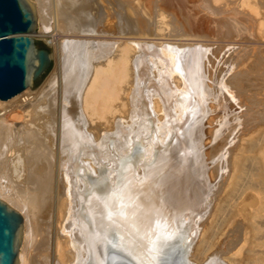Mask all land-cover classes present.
Returning <instances> with one entry per match:
<instances>
[{"label": "bare ground", "instance_id": "obj_1", "mask_svg": "<svg viewBox=\"0 0 264 264\" xmlns=\"http://www.w3.org/2000/svg\"><path fill=\"white\" fill-rule=\"evenodd\" d=\"M30 1L35 6L37 21L41 16L62 34L53 38L59 66L55 76L35 92L27 88L6 101L0 100V197L24 219L18 264H161L179 244L186 251L183 264H264V127L261 123L264 110L257 109L264 106V84H247L252 79H249L251 75L247 76L250 68H244L245 73L233 70L237 65L240 68L242 62L235 63L246 53L241 55L238 50L241 58L233 55L236 61L230 58L232 63L227 59L226 64L231 63L229 67L235 66L228 67L227 77L216 80L221 76L218 75L216 81L211 75L219 72L212 69L214 72L209 74L211 60L224 46L182 43L173 50L167 47L162 57L156 55L166 65L172 82L189 92L176 98L185 111L183 117L188 125L184 131L189 135L183 139L188 138L196 162L191 165L185 153L187 146L186 150L180 148L184 153L177 148L181 155L174 153V149V155L170 154L171 150L162 146L173 160L177 159L176 154H184L180 157L182 161L177 159L176 167L169 169L165 161L164 164L155 159L159 161L151 168L155 171L142 167L135 173L123 174L127 161L122 159L116 164L120 169L114 177L109 176V180L114 179L113 188H109L107 175L86 182L83 172L96 175L99 153L108 159L111 153L106 141L113 145L114 151L122 152L129 145L127 137L142 132L141 124L150 114L142 96L141 86L148 74L144 48L139 45L146 36L151 40L167 38L172 33L177 36L182 26L174 11L182 13L186 9L185 1L44 0V5L41 0ZM214 1H222L224 6L239 4L244 11L255 9L248 0ZM108 8L112 18L109 15L104 19L116 21L106 23L116 34L97 35L103 24L97 23L98 17ZM222 19L224 23L210 24L216 32L214 36L234 42L239 38L235 37L236 31H244L239 28L243 24L238 26L230 17ZM219 27H222L220 33L223 32L220 35ZM245 59L243 63L253 60ZM253 61L252 64L257 62ZM258 63L255 65L262 66ZM162 69L160 76L165 75ZM165 92L161 96L168 102L170 94ZM226 99L237 109L233 122L224 116L226 107L222 104ZM209 103L216 110L224 107L223 114L212 112ZM212 113L217 116L205 122L208 125L205 129L203 120ZM256 119L261 125L255 128L252 124ZM217 123L222 126L219 128L222 132L215 130ZM158 129L166 131L164 126ZM211 132L222 133L216 147L206 143ZM211 141L215 143L216 138ZM156 148L153 154L160 151ZM157 154L161 156L160 152ZM160 160L163 162V158ZM160 164L168 168L167 173L162 174V168L158 169ZM198 176L204 180L201 185L195 179ZM211 191L217 193V198L212 199L208 209L201 202ZM204 216L207 219L198 235L196 226ZM61 227L65 231L58 234L56 231ZM113 234L117 236L116 243L111 242ZM38 236L41 237L39 249H35L30 259L29 249Z\"/></svg>", "mask_w": 264, "mask_h": 264}, {"label": "rangeland", "instance_id": "obj_2", "mask_svg": "<svg viewBox=\"0 0 264 264\" xmlns=\"http://www.w3.org/2000/svg\"><path fill=\"white\" fill-rule=\"evenodd\" d=\"M43 1L44 0H41V2H42L41 5H44V2H46V0L44 2ZM184 1H185V3L183 5H185V6H183V7L184 8L186 7V9H183L182 13L179 10H175L174 11V16L177 17V19L181 22L180 26H182V27H179L180 29L178 28L177 36H174L175 33H172L170 36H167V38H165V37L164 38L157 37L156 40L155 39L151 40L148 36H146L147 38L142 41L144 43L141 42V44L139 45L140 47L144 48V53H143V51H142V53L144 54L145 69L147 68L145 73L148 74V75L150 74L149 76L147 75V77L145 76L146 79L148 78L147 81H145V83L146 82L147 83L146 84L144 83L145 86L144 85H143L144 87L141 86L142 87V96L145 98L144 99L145 108H147L148 115L150 114V118H149V116L144 118L145 121H144L143 124H141L142 127H140L141 128L140 131H142L141 133H138L137 136L130 135V136L127 137L129 145H128L127 148H125L124 151L123 150H122V152L121 151H116V150L114 151L113 145L110 144L108 141H106V144H107L106 147H108V150H109V152L111 154L108 156L107 160H105L104 157L100 156L101 155L100 153L98 154V157H96V159H97V168L94 171V174L96 173V175L93 174L94 176H92V174H90L87 171L83 172L82 176H84L86 178V182L88 181V179H91L90 181H94L95 179H97V177L99 175H104L105 174V177H106V175L108 176V178L106 177V179L108 181L109 188H113L114 179L112 181L109 180V176L111 177V176H113L114 174L117 173V171L120 168H118L119 166L118 165L116 166V164L118 162H120L122 159L127 161V165L125 166L126 170H123V172H124V173L122 172L123 174H125V173L126 174L127 173H135L136 171H138L142 167L143 168L145 167V169L149 167L150 169L148 168L146 170L147 171L148 170L152 171L153 169L151 170V168H153L154 165L157 162H159V161H160L159 163H164V161H165V163H166V164L164 163L165 166L169 167V169H170V168H172V166L173 167L177 166L176 164L179 163V160H177V159H180L182 161L181 158H183L184 154H182L183 156H180L181 155L180 153L181 152L184 153L185 152L184 150H186V148L188 147V144H189L187 142L188 138L186 139V141H185V139H183L184 136L186 137L187 136L186 134H188V131H187V133L184 131L185 128L187 129L188 125H187V123L185 121L186 120L185 117H183L185 111H184L183 107L181 106V103L179 102L180 101L179 98H176V97H179L181 94H186V93H189V92L187 90H185V89H182L180 86L175 85L172 82V77H171L169 71H167L165 69L166 65L162 62V60H160L157 57V56L162 57V55H163L162 51L163 50H168L169 48H170L169 50H173L175 45L182 44V43L183 44H192L194 46H203L204 45V47L205 46L206 47H213L214 46V47H219L220 48V46H224V48L221 49V52L219 50V54L218 55H217V52H215V54H214V58L215 59L211 60L212 61L211 63H213V64L210 65V69L211 70L209 71V74L213 73L214 70L219 72V74L215 73L214 75H211L213 80H215L218 77V75L219 76L221 75V76H220V78H217L216 80L221 79L222 76H226L227 77V74H226L227 72L226 71H227L229 65L232 63V61H230V60L232 59L233 62H235L236 61L235 59L237 57H239V56L243 55L244 53H246L245 54L246 59H245V56L244 57L242 56V59L241 60L237 59V62L235 63L237 65L238 63L242 62L241 65H240V68H238L239 65H237L236 67L233 68V65L235 66V64L231 65V67L233 68V70L235 68H236L235 70L239 69L238 71L242 72V73L244 72L245 69L247 70V69L250 68L251 70L249 69L250 72L248 70V72H247L248 75L247 76L249 77L251 75L253 77H251V76L249 77V79L250 78H252V79H250V81H247V84H252L253 86H256V84L259 85V86H261L260 84H264V77H263L264 73H262V72H264V70H263L264 69V66H263L264 65V63H263V61H264V0H248L249 3L252 6H254V8H255L254 11H244V10L239 8V6H238L239 4L238 5L237 4L236 5H231L229 3L227 6H224L222 4V1H214V0H184ZM146 5H149V4L147 3ZM176 8H177V5H176ZM187 8H190V9H187ZM215 8H218V9L215 10ZM232 8H233V10H232ZM187 10H188V12H187ZM108 11H109V13H107ZM108 11H107V9L103 10V12L101 11V16L98 17V18H100V20L98 19L99 21L97 20L98 21L97 23H103V24L101 25V28H102L101 31H99V34H97V35H107V34L115 35L116 34L115 29L113 27H111L110 24H108V25L106 24V23H112L113 24V23H116V21L114 19H112L111 21H106L104 19V18H106V16H109V15L112 18V13H111L109 8H108ZM170 11H171V9H170ZM216 11H217V13H216ZM94 12L95 11L93 9V13ZM219 15H221V17L233 18L232 22H234V23L236 22V24L238 26H240V24H243L239 28H242V30H244V31L242 32V31H240L241 29L240 30L238 29V31H240V32L236 31L237 34L235 33V37L239 36V38L236 37L235 40H234V37H233V39L231 38V40H234V42L228 43V41H229L228 39H225V38L224 39L223 38L217 39V37H215L216 36V34H215L216 32L213 30V28H210V24L214 23V22L215 23H222V22L224 23L225 20L224 19L221 20V17H219ZM101 18H103V19L101 20ZM182 23H191V24L190 25L188 24L189 26H187V24L183 25ZM258 23H261V24L259 25ZM44 27L46 29H44ZM219 30L222 31V27L218 28V32H219V35H220L223 32L220 33ZM223 31H224V29H223ZM58 33L62 34V32L60 31L59 28L57 29V27H55L51 22L49 24H46L44 22V20H42L41 16H39L38 21H37L36 34L34 36V39L36 40V43H39L41 45V47H44L47 50H49V52L52 55V64H51V67L48 70V72L45 74V76L41 80H39L38 83L34 84V86L30 89V92H32V91L35 92V91L39 90V88H41L47 82L46 80L52 79V77L55 76V74L58 71L57 68H59V66H58L57 58H56V56L54 54L55 53V45L53 43L54 42L53 38L55 36H57ZM213 37H215L216 39H214ZM90 39L91 38H88L87 40H90ZM143 44L146 47L143 46ZM170 45H172V46L169 47ZM167 47H168V49H167ZM176 47H178V46H176ZM145 48L147 49V51H145L146 50ZM236 48H237V50H235ZM238 50H239L240 54L242 53L241 55L239 54V56L237 55V51ZM157 51H159V52H157ZM247 54H248V56H247ZM233 55L234 56L237 55V56H235L236 58ZM249 56H251V58H249ZM239 58H241V57H239ZM227 59L228 60L230 59L229 62H231V63H227L228 65L226 64V60ZM244 59L246 60V62H249L250 59H253L255 61L257 60V62H259V63L261 62L260 64H262V66L261 65H257L256 66L255 64H257V62L252 64L254 62L253 60H251L252 61L251 63H243V62H245ZM228 60H227V62H228ZM238 61H240V62H238ZM224 62H225V64H224ZM223 64L225 65V68H224ZM242 64L243 65L247 64L246 65L247 67H248V65H250V66L253 65L255 68L258 69V71L255 68L253 69V66L247 68L245 65L243 66ZM212 65H214L215 68ZM226 65H227V67H226ZM231 67H229V68H231ZM161 69H162V71L165 74L164 76H160L161 73H162V72H160ZM212 69H214V70L212 71ZM241 69H243V71ZM222 70H224V71H222ZM228 70H230V69H228ZM147 71H149V72H147ZM252 71H254L253 74H252ZM221 72H222V74H221ZM256 72H258V73L261 72V73H259V74L257 73L256 74ZM223 73H225V75H223ZM233 73L235 74V73H237V71L233 72ZM215 75H216V77L214 78ZM255 75L256 76L258 75L259 78L255 77ZM150 76H152V78H150ZM262 77H263V79H262ZM151 79H152V81H151ZM254 79H256V80H254ZM258 79L259 80L261 79L262 81H259ZM213 80H211V81H213ZM148 81H149V83H148ZM149 84L150 85L152 84L154 86H148ZM172 84H174V85H172ZM212 85L213 84H211V86ZM215 89H216V86H215ZM163 90L167 91L165 93L170 94V98H171L170 101L171 102L170 101H168L169 103L168 102H164V100H163V98L161 96V92L164 93ZM172 90H173L174 93L172 92ZM173 94H175V95H173ZM173 98H174V100H173ZM156 99H158V101H156ZM175 100H177V101H175ZM228 100L229 99H226L228 104H226L227 102H225V104L224 103L222 104V105H224V107H226L225 109L223 107L224 111L226 110V113H227V114L225 113L224 116H225V119H227V120L230 118L229 119L230 121L228 120L229 122H233V120H234L233 115L237 113V109H236L235 106H233V103L230 100L229 101ZM16 101H17V99H15L13 101V103L16 102ZM157 102L158 103L160 102V105ZM223 102H224V100H223ZM229 102H231L232 104H230ZM152 103H153L154 106H152ZM179 103H180V105H178ZM209 104H210L209 107L212 108L213 107V105H211L212 103H209ZM159 106H161V107H159ZM180 106L182 107V109H181ZM214 106L216 108V105H214ZM261 106L257 107L258 111L264 110V106H262V107ZM230 107H232L233 109H230ZM153 109H154V111H153ZM213 109H214V107H213ZM223 109L222 108H218L217 110L214 109L212 112H217V113H220L219 115H221V114H223V111L221 113V110H223ZM257 109H256V111H257ZM156 111H160V113L159 112L156 113ZM229 112H231V113H229ZM217 113L216 114L212 113L211 115H209V117H207V119L203 120V125L205 126L204 127L205 129H207V126H208L207 124L205 125V122L207 123L209 121L208 119H212L213 117L217 116ZM161 115H163V118H162ZM232 117H233V119H232ZM153 118H154V121H152ZM183 118H184V122H183ZM171 120H173V121H171ZM181 120H182L183 124H182ZM170 121H171V123H169ZM175 121H176V123L178 125L175 124ZM178 121L181 122V123H179ZM257 122L258 121L256 119V122H254V123H257ZM162 123H163V125H162ZM254 123L252 125H253V127L255 125V128H256V126L257 127L260 126L261 123L264 124V122H261L260 124L258 122L257 123L258 125L254 124ZM156 124H158V125H156ZM169 124H170V126H169ZM171 124H173L174 126L171 125ZM263 124H262V126L264 127ZM216 125H219V124L217 123ZM160 126H164V129H166V131L165 130H164L165 132L162 131V130L159 131L158 128ZM214 127H215V125H214ZM217 127L218 128H216L215 130H218L219 128H222V126H220V125L217 126ZM178 128H180V129H178ZM175 130H178V131H175ZM220 130L221 129H219L218 132H222L223 131V129H222V131H220ZM171 131H172V133H171ZM173 132H174V134H173ZM218 132L217 133L216 132H214V133L211 132V134H207V136H206V139H207L206 143L210 142V144H212L211 147H216L220 143V141H217V140H221L222 133H218ZM162 133H164V134H162ZM213 134H218L219 136L221 134L220 137H218V135L215 137L216 138L215 143L213 141H211V140L215 139L214 136H212ZM173 135L176 138L178 137L179 139L178 138L176 139ZM209 135H211V136H209ZM210 137H212V138H210ZM217 137L219 139H217ZM182 140H183L184 143L187 142L186 145L182 142ZM177 142H178V144H176ZM162 146H164V147H162ZM165 146L168 147L167 151L170 152V150H171L170 154H173V155H174V153L180 154L179 156H177V154H176V158H177L176 160H173L174 158H170L169 157L170 156V155H168L169 153H167V151H165V149H166ZM181 146H183V148H184V150H182V151H181V149H183V148ZM185 146H187V147H185ZM156 147L159 148L160 151H158L157 153L160 152L161 156H159L160 154L158 155L157 153L153 154V152L155 151ZM161 147L165 148V149L163 150ZM177 148L178 149L181 148L180 149L181 152H179ZM173 149L176 152L173 153V151H172ZM210 149L211 148H209V150ZM187 151L185 153L188 154V159L190 158V160L192 161L191 165H193L196 162L195 161L196 157H197L196 153H193L192 151H190L189 147L187 148ZM116 152H118V153H116ZM156 154H157V156H156ZM189 154H191V156ZM192 154L193 155L195 154V156L193 157ZM166 155H168L169 158ZM112 156H114L115 159ZM134 156H136L138 159L135 157V160L132 161L131 158L134 157ZM158 156H159V158H157ZM191 157H193L195 159H193ZM162 158H163V162L160 160ZM155 159H157V160L159 159V161L156 160L157 161L156 162ZM168 160H169V163L166 162ZM171 162L173 164H175V165H173ZM164 164H160V166H159L160 168L157 166L158 169L162 168L161 169V170H163L162 174L167 173V171H165V170L166 169L168 170V168H164L165 167ZM156 165H158V164H156ZM155 170L156 169H154L153 171H155ZM82 176L79 175V178H81ZM199 178H200V180H197ZM125 179H126V177H125ZM195 179L198 182V184H200V183L203 184L204 183V180H202V178L199 177V176L197 178H195ZM109 182L111 183L112 186L110 185ZM209 194H211L213 196V198ZM202 195L204 196L203 193H202ZM216 195H217V193L215 191H211V193H207V196H204V197L202 196L203 197V201L201 203L203 205H206V207L208 209H210L211 208L210 206H212V203H213L212 199L215 200V198H217ZM206 197L208 198V200L204 201V199H207ZM0 199L3 201V199L1 197H0ZM210 200H211V202H209ZM207 203H211V205L209 204V206H208ZM207 208H205V210H204L205 213L208 211ZM188 217H186V218L184 217V219L187 220ZM203 219L201 221L202 223L201 222H199L198 224L196 223L197 224L196 228H198V229L202 228V226L204 225V222H206L207 216H204ZM198 229H197V234L199 235L200 229L199 230ZM64 231L65 230L61 227L56 232L59 234L60 232L62 233ZM198 235H197V237H198ZM48 236H49V238H51L52 234L49 233ZM39 238L41 239V237L38 236V238H36V240H35L36 242L33 241V244L30 247L31 250L29 249L28 257H30V259H31L32 254H35L36 250L39 249V247H38V246H40L39 245L40 244ZM116 239H117L116 234H113L111 242L112 243H116L117 242ZM37 244H38V246H37ZM215 248H217V247H215ZM110 250L115 252L114 248H111ZM174 250L175 251H173V253L171 255L170 254L168 255L169 257H171L170 259H172V260H169L170 261L169 264H181V263L183 264V261L185 259L184 256H186V251L184 249V246L182 244H179V245H177V247H175ZM183 252H185V253L183 254ZM227 255H229V253ZM36 256H38V255H36ZM238 260H239V257H238ZM33 264H37V263H33ZM161 264H162V261H161Z\"/></svg>", "mask_w": 264, "mask_h": 264}, {"label": "water", "instance_id": "obj_3", "mask_svg": "<svg viewBox=\"0 0 264 264\" xmlns=\"http://www.w3.org/2000/svg\"><path fill=\"white\" fill-rule=\"evenodd\" d=\"M35 6L30 0H0V100L32 88L52 64V55L36 44ZM23 216L0 199V264H18ZM171 257L162 259L168 264Z\"/></svg>", "mask_w": 264, "mask_h": 264}, {"label": "trees", "instance_id": "obj_4", "mask_svg": "<svg viewBox=\"0 0 264 264\" xmlns=\"http://www.w3.org/2000/svg\"><path fill=\"white\" fill-rule=\"evenodd\" d=\"M36 44H37V46H38V47H40V48H41V45H40L39 43H36ZM36 83H38V81H37Z\"/></svg>", "mask_w": 264, "mask_h": 264}, {"label": "flooded vegetation", "instance_id": "obj_5", "mask_svg": "<svg viewBox=\"0 0 264 264\" xmlns=\"http://www.w3.org/2000/svg\"><path fill=\"white\" fill-rule=\"evenodd\" d=\"M41 48H44V47H41Z\"/></svg>", "mask_w": 264, "mask_h": 264}]
</instances>
